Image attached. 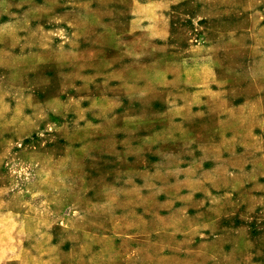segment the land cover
<instances>
[{
	"label": "rangeland",
	"instance_id": "obj_1",
	"mask_svg": "<svg viewBox=\"0 0 264 264\" xmlns=\"http://www.w3.org/2000/svg\"><path fill=\"white\" fill-rule=\"evenodd\" d=\"M0 264H264V0H0Z\"/></svg>",
	"mask_w": 264,
	"mask_h": 264
}]
</instances>
